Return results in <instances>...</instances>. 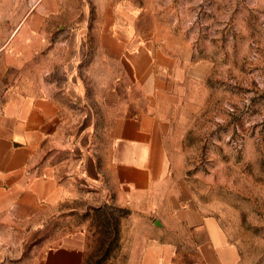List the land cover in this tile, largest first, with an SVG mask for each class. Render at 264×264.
<instances>
[{
  "label": "rangeland",
  "instance_id": "1",
  "mask_svg": "<svg viewBox=\"0 0 264 264\" xmlns=\"http://www.w3.org/2000/svg\"><path fill=\"white\" fill-rule=\"evenodd\" d=\"M32 4L0 0V106L31 88L73 116L95 106L103 117L115 95L120 112L151 106L168 122L164 162L147 203L82 198L49 211L41 230L2 222L0 264H41L49 248L80 245L62 238L79 231L82 264H135L136 233L166 202L216 218L236 264H264V0H55L36 19L44 33H11Z\"/></svg>",
  "mask_w": 264,
  "mask_h": 264
},
{
  "label": "crops",
  "instance_id": "2",
  "mask_svg": "<svg viewBox=\"0 0 264 264\" xmlns=\"http://www.w3.org/2000/svg\"><path fill=\"white\" fill-rule=\"evenodd\" d=\"M30 1L11 33H44L36 19L54 15L55 0ZM4 58L1 91L7 88ZM75 93L84 95L81 88ZM118 100L115 95L101 101L103 117L95 106L73 116L72 107L44 88L8 95L0 106V224L26 221L41 230L49 225V211L82 198L86 205V199L99 205L148 202L162 178L168 122L151 106L120 112ZM154 216L151 230L136 233L135 264H236L233 244L216 218L193 205L173 209L167 202ZM62 238L80 245L49 248L41 264H82L85 235L67 232Z\"/></svg>",
  "mask_w": 264,
  "mask_h": 264
}]
</instances>
